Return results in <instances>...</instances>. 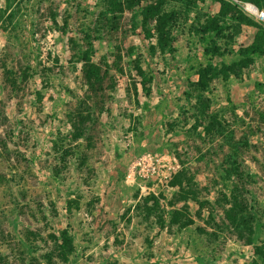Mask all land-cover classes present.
<instances>
[{"label":"rangeland","instance_id":"rangeland-1","mask_svg":"<svg viewBox=\"0 0 264 264\" xmlns=\"http://www.w3.org/2000/svg\"><path fill=\"white\" fill-rule=\"evenodd\" d=\"M241 3L0 0V264H264Z\"/></svg>","mask_w":264,"mask_h":264},{"label":"built area","instance_id":"built-area-1","mask_svg":"<svg viewBox=\"0 0 264 264\" xmlns=\"http://www.w3.org/2000/svg\"><path fill=\"white\" fill-rule=\"evenodd\" d=\"M238 3V2H237ZM240 8H242L244 11L248 13V15L254 17L258 21H261L264 23V11H260L255 6L248 4V3H241L239 4Z\"/></svg>","mask_w":264,"mask_h":264},{"label":"trees","instance_id":"trees-1","mask_svg":"<svg viewBox=\"0 0 264 264\" xmlns=\"http://www.w3.org/2000/svg\"><path fill=\"white\" fill-rule=\"evenodd\" d=\"M157 207H158V204H157ZM146 209L148 210V212H150V211H152V209H150V207L148 206V203H146ZM175 213V217H176V219L173 221V223L174 224H180V225H186L187 223H188V221L187 222H185L184 224L183 223H181V221L182 220H180V219H178L179 217L178 216H181L182 215V213L181 212H179V211H175L174 212ZM174 217V218H175Z\"/></svg>","mask_w":264,"mask_h":264}]
</instances>
